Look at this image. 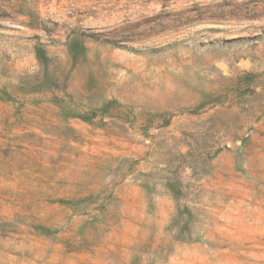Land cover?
Here are the masks:
<instances>
[{
	"label": "rangeland",
	"instance_id": "1",
	"mask_svg": "<svg viewBox=\"0 0 264 264\" xmlns=\"http://www.w3.org/2000/svg\"><path fill=\"white\" fill-rule=\"evenodd\" d=\"M0 264H264V0H0Z\"/></svg>",
	"mask_w": 264,
	"mask_h": 264
}]
</instances>
